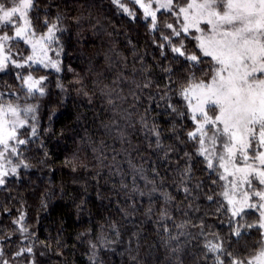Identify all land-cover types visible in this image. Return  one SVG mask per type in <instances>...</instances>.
I'll return each mask as SVG.
<instances>
[{
	"label": "trees",
	"instance_id": "16d2710c",
	"mask_svg": "<svg viewBox=\"0 0 264 264\" xmlns=\"http://www.w3.org/2000/svg\"><path fill=\"white\" fill-rule=\"evenodd\" d=\"M130 8L138 18L112 0H37L40 21L45 13L49 19L64 17L66 30L58 33L63 51L55 56L61 71L10 65L0 73V92L6 99L17 93L22 105L16 73L46 77L45 94L27 99L36 107V120L30 113L29 121L38 135L19 146L23 156L12 157L13 164L22 159L29 167H19L0 186L1 256L10 262L213 264L203 259L205 236L217 233L226 246L241 251L259 239L252 229L235 243L231 213L217 211V203L207 199H221L215 195L220 188L200 157L184 156L195 152L186 134L192 125L161 99L174 87L165 69L178 80L186 68L169 50L166 58L160 55V33L149 31L139 7ZM19 48L29 54L25 45ZM171 102L182 107L178 97ZM153 127L160 131L161 148ZM246 219L252 222L256 215ZM181 232L185 235L172 239ZM27 248L32 251L16 255Z\"/></svg>",
	"mask_w": 264,
	"mask_h": 264
},
{
	"label": "snow or ice",
	"instance_id": "6c2138e0",
	"mask_svg": "<svg viewBox=\"0 0 264 264\" xmlns=\"http://www.w3.org/2000/svg\"><path fill=\"white\" fill-rule=\"evenodd\" d=\"M112 3L129 17L138 18L137 9L130 10L122 0ZM128 3L139 6L150 32L160 33V55L166 58L165 50H169L173 60L181 61L186 68L178 80L171 79V68L165 69L174 87L168 88L172 95L165 93L161 99L168 101L171 113L192 125L186 134L195 152H185L184 156L189 161L193 155L200 157L205 171L215 176L212 183L220 188L215 195L221 199L214 201L213 195L207 199L217 203V211L231 212L229 227L235 243L252 229L259 232V239L250 249L245 245L244 251L232 250L226 246L228 241L211 233L212 239L205 236L203 259H212L213 264H264V0ZM36 10L37 0H0V73L8 71L10 65L15 69L42 65L61 71L59 61L49 52L59 57L63 51L58 33L66 30L64 17L49 19L45 13L40 21ZM158 13L167 19H158ZM20 44L27 47L29 54H24ZM13 49L17 51L14 53ZM16 78L24 90L23 105L17 93H8L10 99H6V94L0 92V186L5 185L6 177L16 175L19 167H29L22 159L13 164L12 157L23 156L19 146L28 145L31 137L38 135L35 123L29 121L30 113L31 121L36 120V107L27 99L45 94V76L36 78L31 72H17ZM172 96L179 98L182 107L171 102ZM150 132L156 137V146L163 147L158 128L153 127ZM190 173L191 165L184 175ZM252 215L256 219L248 222L246 218ZM162 216L167 217V213ZM22 219L21 216L14 223L19 224ZM20 230L27 231L23 225ZM180 235L185 233L172 239L178 240ZM25 251L30 253L32 249H21L16 255Z\"/></svg>",
	"mask_w": 264,
	"mask_h": 264
},
{
	"label": "rangeland",
	"instance_id": "374dc122",
	"mask_svg": "<svg viewBox=\"0 0 264 264\" xmlns=\"http://www.w3.org/2000/svg\"><path fill=\"white\" fill-rule=\"evenodd\" d=\"M122 2L125 3V6L128 7L130 10H131V3H128V0H122ZM145 2H147V0H145ZM116 6V5H115ZM137 7H139L138 5H136ZM117 7V6H116ZM118 8V7H117ZM120 9V8H118ZM121 10V9H120ZM122 11V10H121ZM49 56L52 57L53 59H55V55L52 53V52H49ZM39 66H42V65H39ZM43 67V66H42ZM226 203V202H225ZM229 213H231L229 211ZM0 253H1V247H0ZM0 261H7V264H16V263H13V262H10L8 261L7 259L3 258L1 255H0Z\"/></svg>",
	"mask_w": 264,
	"mask_h": 264
}]
</instances>
